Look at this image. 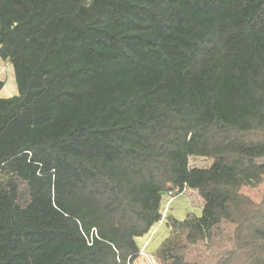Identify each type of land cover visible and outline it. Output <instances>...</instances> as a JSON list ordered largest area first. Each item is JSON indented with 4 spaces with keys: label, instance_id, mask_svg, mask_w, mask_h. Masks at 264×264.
Instances as JSON below:
<instances>
[{
    "label": "trees",
    "instance_id": "1",
    "mask_svg": "<svg viewBox=\"0 0 264 264\" xmlns=\"http://www.w3.org/2000/svg\"><path fill=\"white\" fill-rule=\"evenodd\" d=\"M0 58V264H141L186 189L158 264L222 225L215 264H264V0H0Z\"/></svg>",
    "mask_w": 264,
    "mask_h": 264
},
{
    "label": "rangeland",
    "instance_id": "2",
    "mask_svg": "<svg viewBox=\"0 0 264 264\" xmlns=\"http://www.w3.org/2000/svg\"><path fill=\"white\" fill-rule=\"evenodd\" d=\"M0 80H3L5 82L6 90L11 88L17 90L13 67L9 62H4L1 58H0ZM259 163L264 164V160ZM210 164L211 161L202 158H190L189 160L190 168H195V167L201 169L208 168ZM20 189L22 196L21 202L24 205L25 202H27L28 200L29 194L24 186H21ZM241 193L244 196L251 199L254 203L256 204L261 203L262 200L264 199V179H263V183L259 187L257 188H252L249 186L243 187ZM170 199L172 203L167 202V200L169 201L168 198L166 200V203L169 204L170 206V210H171L170 212L172 213V215L171 214L167 215L168 222L170 221V218L175 219V216L176 218H184L185 216L189 218V217H196L197 215L200 214L203 201L196 191L186 189L181 195H177L174 197V199L173 198ZM175 207L176 208L178 207L177 209L179 210L178 212H180L179 213L180 217H178ZM233 229L234 227L229 225H222L218 227L214 231L213 240L211 243H200L198 246L191 247L189 249L187 254L188 261L196 262L198 264H215L219 255L226 249L230 248L231 244L229 242V237L231 236ZM162 238L163 237H160L159 240L156 241V244ZM153 241H154V237L153 240L152 237H150L146 241H143L144 243L138 245V247L140 249L144 248L147 258L150 259L151 261L150 263L158 264L153 257L154 252H151V244ZM141 258H142L141 264H149L148 259L144 257Z\"/></svg>",
    "mask_w": 264,
    "mask_h": 264
},
{
    "label": "crops",
    "instance_id": "3",
    "mask_svg": "<svg viewBox=\"0 0 264 264\" xmlns=\"http://www.w3.org/2000/svg\"><path fill=\"white\" fill-rule=\"evenodd\" d=\"M17 95V90H14V88H11V89H8L6 90V84L4 86V88L2 89V91L0 92V98H10V97H13ZM167 198L169 199V201L167 200ZM171 198V197H170ZM169 198V196L165 195L162 199V205H161V211H162V214H163V219L156 223L152 228L151 230L149 231V233L146 235V236H143L141 238H137L136 239V242L138 245H141L142 243H144L143 241H146L148 238L152 237V240H153V237H154V241L152 242L151 244V252H155V250L158 248V246L170 235L171 233V227L169 225V222H168V218H167V215L168 214H171L172 213L170 212V206L169 204L166 203V200L167 202H171V199ZM174 199V197H173ZM203 201V200H202ZM175 206H178V205H175ZM203 206H204V203L202 202V208H201V211H200V214L197 215L196 217H200L201 214H202V210H203ZM178 208V207H177ZM176 209V213L179 216V213L178 212L179 210ZM165 209V210H164ZM174 213V212H173ZM175 213V214H176ZM187 217L185 216L184 218H176L175 216V219L179 220V221H183L185 220ZM170 229V230H169ZM160 237H163L157 244H156V241L159 240Z\"/></svg>",
    "mask_w": 264,
    "mask_h": 264
},
{
    "label": "built area",
    "instance_id": "4",
    "mask_svg": "<svg viewBox=\"0 0 264 264\" xmlns=\"http://www.w3.org/2000/svg\"><path fill=\"white\" fill-rule=\"evenodd\" d=\"M168 196L171 197V198H173V196H171V194H169ZM139 254H140L141 257H144V258L148 259V258H147V255H146V253H145V251H144V248H141V249H140ZM148 262H149V264H152V263H150V262H151L150 259H148Z\"/></svg>",
    "mask_w": 264,
    "mask_h": 264
}]
</instances>
